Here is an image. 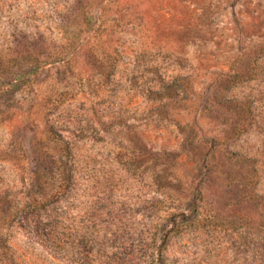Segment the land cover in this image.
Returning a JSON list of instances; mask_svg holds the SVG:
<instances>
[{
  "label": "rangeland",
  "instance_id": "obj_1",
  "mask_svg": "<svg viewBox=\"0 0 264 264\" xmlns=\"http://www.w3.org/2000/svg\"><path fill=\"white\" fill-rule=\"evenodd\" d=\"M157 262L264 264V0H0V264Z\"/></svg>",
  "mask_w": 264,
  "mask_h": 264
},
{
  "label": "trees",
  "instance_id": "obj_2",
  "mask_svg": "<svg viewBox=\"0 0 264 264\" xmlns=\"http://www.w3.org/2000/svg\"><path fill=\"white\" fill-rule=\"evenodd\" d=\"M48 198H46L47 201ZM50 210V209H49ZM185 213L181 215L184 216ZM36 222L38 223L36 233L42 237H44L42 242L52 241L54 243V239H59L57 233V229L61 227L62 222L58 221L62 217V214L58 210L51 209L50 211H36ZM172 225L175 224L176 219L171 221ZM174 222V223H173ZM43 244V243H42ZM45 247V245H43ZM157 264H162L157 262Z\"/></svg>",
  "mask_w": 264,
  "mask_h": 264
}]
</instances>
